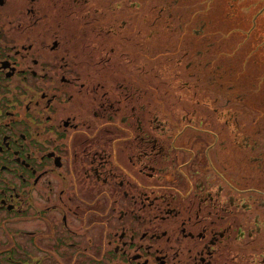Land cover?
Here are the masks:
<instances>
[{"label":"flooded vegetation","instance_id":"flooded-vegetation-1","mask_svg":"<svg viewBox=\"0 0 264 264\" xmlns=\"http://www.w3.org/2000/svg\"><path fill=\"white\" fill-rule=\"evenodd\" d=\"M113 2L0 0V264H264V130L161 125Z\"/></svg>","mask_w":264,"mask_h":264},{"label":"rangeland","instance_id":"rangeland-1","mask_svg":"<svg viewBox=\"0 0 264 264\" xmlns=\"http://www.w3.org/2000/svg\"><path fill=\"white\" fill-rule=\"evenodd\" d=\"M136 2L142 5L137 12L130 6ZM114 6L113 0L81 4L80 30L103 25ZM126 8L127 31L141 32L142 49L133 62L143 71V100L161 125L264 130L247 119L264 109V0H126ZM154 30L159 34L151 37ZM231 114L238 115L237 122ZM248 170L247 163L240 166L241 174Z\"/></svg>","mask_w":264,"mask_h":264},{"label":"bare ground","instance_id":"bare-ground-1","mask_svg":"<svg viewBox=\"0 0 264 264\" xmlns=\"http://www.w3.org/2000/svg\"><path fill=\"white\" fill-rule=\"evenodd\" d=\"M259 109L264 110L263 108H259ZM262 110L259 112H256L254 115L250 114L248 118L245 116L249 120L248 122L249 126L264 129V111Z\"/></svg>","mask_w":264,"mask_h":264}]
</instances>
